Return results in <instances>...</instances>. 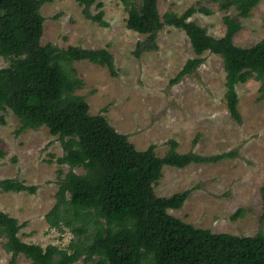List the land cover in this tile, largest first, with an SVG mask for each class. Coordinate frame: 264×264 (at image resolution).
Wrapping results in <instances>:
<instances>
[{
	"label": "trees",
	"instance_id": "trees-1",
	"mask_svg": "<svg viewBox=\"0 0 264 264\" xmlns=\"http://www.w3.org/2000/svg\"><path fill=\"white\" fill-rule=\"evenodd\" d=\"M47 1L0 0V55L10 59V64L0 69V111L11 109L20 119L17 133L47 126L59 137L64 153L55 162L70 169L58 170L56 202L46 220L50 228L70 229L73 238L67 248L28 243L20 235L22 224L17 218L0 211V235L6 238L4 247L12 254L11 263L23 254L33 264H74L80 259L91 264H264L263 231L237 235L196 227L169 213V209L183 206L189 190L170 196H159L155 191L166 165L183 168L232 154L182 153L177 150L179 142L171 139L170 149L161 156L154 144L138 149L106 116L92 114L86 96L76 94L84 80L70 64L88 60L106 67L114 76L113 54L105 47L43 45L45 18L41 7ZM96 1L78 0L85 17L108 25L103 9L96 14L91 11ZM120 1L128 12L127 27L146 35L137 42L136 56L158 47V32L166 25L184 30L189 37L197 57L187 60L173 83L193 73L204 60L201 55L210 51L223 57L227 106L236 121L241 120L238 84L255 78L261 82L259 90L264 97V37L251 46L237 45L234 37L242 22L236 17L226 14V32L215 37L190 19L197 12H213L205 6L192 5L183 13L170 10L161 15L159 0ZM212 1L223 10L235 7L244 18L259 2ZM97 6L101 8L102 3L97 2ZM0 120L4 122L3 116ZM76 167L84 172H76ZM0 188L35 192L36 186L4 178ZM262 195L264 200V185ZM243 213L241 208L232 217Z\"/></svg>",
	"mask_w": 264,
	"mask_h": 264
},
{
	"label": "rangeland",
	"instance_id": "rangeland-1",
	"mask_svg": "<svg viewBox=\"0 0 264 264\" xmlns=\"http://www.w3.org/2000/svg\"><path fill=\"white\" fill-rule=\"evenodd\" d=\"M102 3V7L97 6ZM192 5L205 6L212 13L197 12L190 19L206 27L208 33L221 37L226 32L224 16L230 14L242 22L235 35L237 45L251 46L264 37V0L252 9L249 17L238 10L220 9L212 0H159L161 15L173 10L183 13ZM93 14L104 10L103 26L85 17L78 0H49L41 7L44 33L41 43L60 48H108L114 57L116 75L88 60H75L70 66L83 78L76 94L85 95L92 114H103L108 121L138 149L155 145L158 155L170 149L169 140L179 142V152L215 155L230 152L216 162L191 163L180 168L166 165L163 176L155 183L159 196L189 190L179 209L169 213L196 227L215 233L254 235L264 232V97L261 82L255 78L237 85L241 120L230 114L226 98V71L223 57L205 51L202 63L179 81L172 80L188 59L197 57L184 30L164 26L157 35L156 49L136 56L137 42L146 38L126 25L127 9L120 0H97ZM10 59L0 55V69ZM0 180L16 178L35 185V192L4 191L0 188V211L17 218L22 224L20 235L26 242L43 247L57 244L67 248L73 234L50 228L46 214L56 202L58 170L56 157L64 153L57 135L47 126L17 129L20 119L11 109L0 111ZM51 154L53 156H51ZM54 157V158H53ZM82 173V167H76ZM241 208L244 213L232 216ZM6 238L0 235V264L11 263ZM14 264H33L23 254ZM74 264H91L82 259Z\"/></svg>",
	"mask_w": 264,
	"mask_h": 264
}]
</instances>
